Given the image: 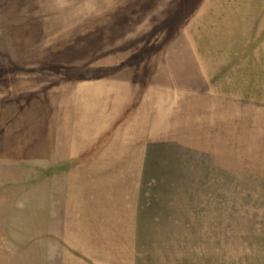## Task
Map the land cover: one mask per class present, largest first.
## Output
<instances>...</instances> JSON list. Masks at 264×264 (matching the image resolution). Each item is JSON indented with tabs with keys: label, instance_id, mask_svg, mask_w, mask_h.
Listing matches in <instances>:
<instances>
[{
	"label": "rangeland",
	"instance_id": "1",
	"mask_svg": "<svg viewBox=\"0 0 264 264\" xmlns=\"http://www.w3.org/2000/svg\"><path fill=\"white\" fill-rule=\"evenodd\" d=\"M110 81L166 93L199 149L152 153L130 264H264V0H0V264L58 263L50 130Z\"/></svg>",
	"mask_w": 264,
	"mask_h": 264
},
{
	"label": "crops",
	"instance_id": "2",
	"mask_svg": "<svg viewBox=\"0 0 264 264\" xmlns=\"http://www.w3.org/2000/svg\"><path fill=\"white\" fill-rule=\"evenodd\" d=\"M130 85L96 82L80 89L70 108V133L50 130L49 162L70 163L62 190L54 192L57 205L51 204L48 214L57 264H130L128 250H135L137 234L145 231L157 207L156 200L146 204L148 194L143 196L153 173L152 153H199L185 148L194 146L189 126L173 119L165 92L164 103L155 100L153 106L149 90L133 104ZM159 184L156 180V191Z\"/></svg>",
	"mask_w": 264,
	"mask_h": 264
}]
</instances>
